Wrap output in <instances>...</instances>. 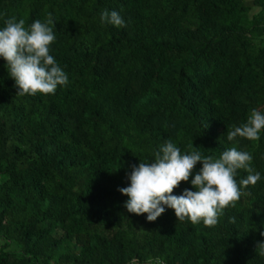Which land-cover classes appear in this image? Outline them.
<instances>
[{"label":"trees","instance_id":"trees-1","mask_svg":"<svg viewBox=\"0 0 264 264\" xmlns=\"http://www.w3.org/2000/svg\"><path fill=\"white\" fill-rule=\"evenodd\" d=\"M253 2L249 16L244 0H0V29L52 14L49 54L68 76L54 94L18 97L0 57V264H264V129L227 139L264 110V0ZM105 10L126 26L102 24ZM169 140L182 155L246 151L261 179L214 227L166 206L149 222L118 188ZM202 166L172 194L195 191Z\"/></svg>","mask_w":264,"mask_h":264},{"label":"clouds","instance_id":"clouds-1","mask_svg":"<svg viewBox=\"0 0 264 264\" xmlns=\"http://www.w3.org/2000/svg\"><path fill=\"white\" fill-rule=\"evenodd\" d=\"M100 19L102 24L117 28L126 26L117 11L105 10ZM5 24L6 27L0 29V57L6 61L8 74L15 81L16 96L54 94L58 86H66L67 74L49 54V45L56 39L52 14L27 28L23 19L17 22L15 17ZM261 129H264V110L253 108L247 122L228 131L227 139L237 143L238 137L258 141ZM252 160L251 154L236 147L225 150L218 159L204 157L198 150L182 155L169 140L154 153V160L132 165L127 176L129 186L118 188V191L129 197L124 203L127 211L136 215L147 213L149 222L156 221L167 207L174 209L181 222L188 218L193 225L203 221L205 226L214 227L224 209L229 205L234 207L241 199L242 188L255 185L261 179L260 173L251 166ZM197 162L203 166L191 180L195 191L185 188L180 196L173 195L182 181L189 180ZM240 169L248 175L239 181L238 187L235 177ZM230 222L234 223L235 217H231ZM261 235L264 236V232ZM255 251L264 257V241L256 243Z\"/></svg>","mask_w":264,"mask_h":264},{"label":"crops","instance_id":"crops-1","mask_svg":"<svg viewBox=\"0 0 264 264\" xmlns=\"http://www.w3.org/2000/svg\"><path fill=\"white\" fill-rule=\"evenodd\" d=\"M254 0H244V4L248 6V15L252 16L259 12L260 7L253 2ZM137 264V263H136Z\"/></svg>","mask_w":264,"mask_h":264},{"label":"rangeland","instance_id":"rangeland-1","mask_svg":"<svg viewBox=\"0 0 264 264\" xmlns=\"http://www.w3.org/2000/svg\"><path fill=\"white\" fill-rule=\"evenodd\" d=\"M137 264H157L154 260L153 261H145L143 263H137Z\"/></svg>","mask_w":264,"mask_h":264},{"label":"built area","instance_id":"built-area-1","mask_svg":"<svg viewBox=\"0 0 264 264\" xmlns=\"http://www.w3.org/2000/svg\"><path fill=\"white\" fill-rule=\"evenodd\" d=\"M155 261H156V262H158V263H160V264H163V261H162V260H160V259H159V260H158V259H156Z\"/></svg>","mask_w":264,"mask_h":264}]
</instances>
